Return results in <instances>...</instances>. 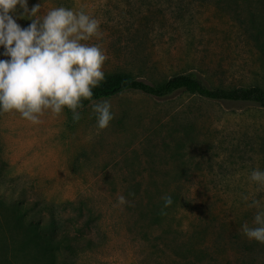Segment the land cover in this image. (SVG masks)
<instances>
[{
	"label": "rangeland",
	"instance_id": "rangeland-1",
	"mask_svg": "<svg viewBox=\"0 0 264 264\" xmlns=\"http://www.w3.org/2000/svg\"><path fill=\"white\" fill-rule=\"evenodd\" d=\"M37 4L39 18L63 6L99 21L101 35L84 43L104 52L105 75L128 71L160 83L194 74L210 87L264 86V0H28L29 9ZM24 15L14 14L21 27L31 23ZM106 101L113 119L105 129L93 105L79 120L64 110L45 112L38 124L0 112V197L26 205L29 217L45 205L66 211L73 233L68 201L84 202L101 246L77 264H181L175 247L195 230L211 264H264V244L242 229L256 226L264 209V187L250 179L264 170V108L187 93ZM137 184L140 196L130 192ZM176 185L180 203L152 223L149 203Z\"/></svg>",
	"mask_w": 264,
	"mask_h": 264
},
{
	"label": "clouds",
	"instance_id": "clouds-1",
	"mask_svg": "<svg viewBox=\"0 0 264 264\" xmlns=\"http://www.w3.org/2000/svg\"><path fill=\"white\" fill-rule=\"evenodd\" d=\"M41 5L28 8V0H0V112H16L33 124L45 112L61 114L68 109L79 120L84 100L105 80L106 56L96 44L85 41L99 37L96 18L63 6L37 17ZM23 10L31 23L21 27L14 14ZM96 126L105 129L113 119L111 105L93 101ZM250 179L264 187V170L255 169ZM164 206L173 203L164 196ZM119 203L124 204L123 196ZM256 203V202H254ZM256 226H242L249 240L264 244V209L254 217Z\"/></svg>",
	"mask_w": 264,
	"mask_h": 264
},
{
	"label": "trees",
	"instance_id": "trees-1",
	"mask_svg": "<svg viewBox=\"0 0 264 264\" xmlns=\"http://www.w3.org/2000/svg\"><path fill=\"white\" fill-rule=\"evenodd\" d=\"M128 92H139L159 99L187 93L204 100L254 103L264 108V86L210 87L194 74H177L160 83H147L132 72L115 71L105 75V80L93 89L91 100L83 101L79 113L93 105V101L108 100ZM65 110L69 118L73 119L72 112ZM130 192L140 196L142 184L133 185ZM167 196H171L173 200L168 207L164 206V200L159 204L149 203L148 206H152V223H160L168 209L180 203L181 187L176 185L174 191ZM68 202L69 210L75 213L71 226L76 229V233L65 223L66 211L45 205L39 216L29 217L26 205L0 197V264H15L17 259L23 264H77L82 255L99 248L101 245L93 238L97 222L94 211L84 202ZM198 235L195 230L188 236V244L184 242L175 247V257L181 260V264H211V252L206 247L194 244ZM246 249H252L250 242L246 243Z\"/></svg>",
	"mask_w": 264,
	"mask_h": 264
}]
</instances>
